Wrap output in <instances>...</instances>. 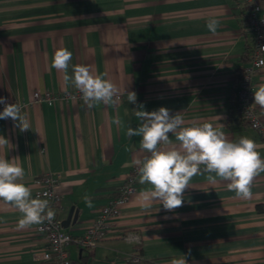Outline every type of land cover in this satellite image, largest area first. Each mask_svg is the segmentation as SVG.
<instances>
[{"label":"crops","instance_id":"1","mask_svg":"<svg viewBox=\"0 0 264 264\" xmlns=\"http://www.w3.org/2000/svg\"><path fill=\"white\" fill-rule=\"evenodd\" d=\"M237 0H0V98L29 102L33 93L79 95L64 82L65 72L53 68L55 51L72 53L73 65H86L93 75L116 88L112 102L89 108L83 99L39 104L18 112L22 119H0V158H18L23 183L31 198L43 175H59L56 190L60 223L74 207L78 222L64 230L83 237L109 199L146 151L140 136L127 135L141 121L136 110L161 107L180 113L183 127L205 123L224 133L228 141L247 137L264 160V139L242 119L235 78L250 66L253 38L239 18ZM264 19V0H256ZM216 18L215 34L206 24ZM249 61V62H248ZM264 84V68L252 77L255 91ZM129 93H134L132 102ZM264 123V107L257 105ZM119 121V123H116ZM27 123V130L24 124ZM167 150L178 145L170 134ZM203 168V166H201ZM215 173L194 175L182 193L181 206L165 210L159 201H143L150 184L136 180V191L121 218L94 249L72 243V264H127L138 250L154 264H264V171L251 181L248 199L237 198ZM89 198L92 206L85 203ZM22 214L0 200V264L38 262L46 242L36 224L18 228ZM62 225V224H61ZM139 237L135 247L121 236Z\"/></svg>","mask_w":264,"mask_h":264},{"label":"clouds","instance_id":"2","mask_svg":"<svg viewBox=\"0 0 264 264\" xmlns=\"http://www.w3.org/2000/svg\"><path fill=\"white\" fill-rule=\"evenodd\" d=\"M218 26L216 18L209 19L206 24L213 34ZM71 58L72 53L61 48L55 51L52 59L51 66L65 72V84L71 83L82 94V99L89 108L97 103H111L116 92L115 86L102 76L93 75L86 65H73L72 74L68 75ZM252 94L253 103L264 107V84L258 86ZM129 97L132 102L136 100L134 93H129ZM0 105H5L3 111H0V119H22L15 104H6L4 98H0ZM135 114L141 123L137 128L129 127L127 135L140 136L141 150L149 153L143 160L135 161L140 165L138 182L152 186L150 193H141L143 201L150 203L157 200L165 210L181 206L184 189L190 179L202 171L215 173V176L207 177L210 183H215L216 177L229 181L227 188L234 191L237 198L250 197L253 177L264 171V160L255 150L257 145L253 140L240 137L238 141H228L222 131L208 123L183 127L185 121L180 113L170 115L169 110L164 107L151 112L136 110ZM24 130H27L26 122ZM170 134L175 136L178 145L167 150L158 148L159 144L171 143ZM4 141L0 137V143ZM17 161L18 158H0V200L10 203L22 214L17 226L23 229L40 224L45 219L51 220L55 213L49 208L48 200L31 198L30 189L17 182L24 176V169ZM85 203L92 206L87 197ZM173 264H185V261H173Z\"/></svg>","mask_w":264,"mask_h":264},{"label":"built area","instance_id":"3","mask_svg":"<svg viewBox=\"0 0 264 264\" xmlns=\"http://www.w3.org/2000/svg\"><path fill=\"white\" fill-rule=\"evenodd\" d=\"M250 7L247 15L248 29L253 38V46L251 51L250 66L244 69L241 80L239 82L236 93V104L242 119L248 126L254 130L262 139H264V123L261 121L256 104L253 103L254 92L252 87V77L259 73L264 68V19L259 17L261 7L256 3V0H243ZM71 93L53 94L33 93L31 100L27 103H15L13 101L6 104H15L18 112L39 104H51L59 100H68L70 97L79 98L82 100V94L73 97ZM5 105H0V111H3ZM140 166H135L124 184L117 190L107 204L99 211L92 225L85 231L83 237L74 239L69 233L62 229L61 223L57 219V211L61 208L59 196L56 193L60 177L59 175H43L35 181L39 186V197L42 200H48L49 208L55 215L53 219H45L42 223L36 224V232L43 236L46 246L38 262L45 264H72L69 255L68 247L72 243H77L84 249L92 250L100 244L110 232L115 221L121 218L122 209L129 202L130 198L136 191V180L138 169ZM122 240L135 247L140 246L139 237L133 234L121 236ZM127 264H154L146 261L138 250H135L127 259Z\"/></svg>","mask_w":264,"mask_h":264},{"label":"trees","instance_id":"4","mask_svg":"<svg viewBox=\"0 0 264 264\" xmlns=\"http://www.w3.org/2000/svg\"><path fill=\"white\" fill-rule=\"evenodd\" d=\"M237 4V7H238V9H239V18L241 19V22H242V25H243V27H244V29L245 30H247L248 29V20H247V15H248V13H249V11H250V7H248L245 3H244V1L243 0H237V2H236ZM252 51V50H251ZM248 54V53H247ZM245 55L243 58H244V60H249V61H251V55H250V57L248 56V55ZM248 61V62H249ZM242 73H243V71L241 70L239 73H238V75H237V77L235 78V86H237V84L240 82V80H241V76H242ZM256 211L258 212V213H264V205H262V204H259V205H257L256 206Z\"/></svg>","mask_w":264,"mask_h":264},{"label":"water","instance_id":"5","mask_svg":"<svg viewBox=\"0 0 264 264\" xmlns=\"http://www.w3.org/2000/svg\"><path fill=\"white\" fill-rule=\"evenodd\" d=\"M78 218H79L78 211L75 210L74 207H71L66 220L61 223L62 229L66 230L70 226H74L78 222Z\"/></svg>","mask_w":264,"mask_h":264}]
</instances>
